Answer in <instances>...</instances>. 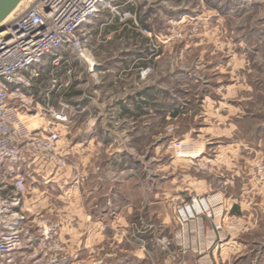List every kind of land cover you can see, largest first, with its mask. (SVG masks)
<instances>
[{
    "label": "rangeland",
    "instance_id": "rangeland-1",
    "mask_svg": "<svg viewBox=\"0 0 264 264\" xmlns=\"http://www.w3.org/2000/svg\"><path fill=\"white\" fill-rule=\"evenodd\" d=\"M33 1L23 0L14 15ZM110 1L127 18L120 21L117 14L103 8L98 24L110 22L111 32L119 24L121 30L128 21L135 28H140L138 22L143 21L147 28H140L133 40L114 41L118 35L110 32L107 36H112V42L106 50L99 48L98 40L87 37L88 52L94 51L91 53L96 54L97 63L113 65L109 61L112 57L123 58L126 52L141 49H157L161 54L135 77L95 72L91 60L92 70L86 61L70 57L75 78H81L72 93L90 94L91 105L78 124L67 130L68 142L74 141L79 128L81 133L90 129L97 132L100 136H93L98 143L109 130L113 142L109 153L118 154L114 172L120 194L117 199L126 197L132 206L130 214L115 216V223L110 216L104 220L113 231L104 230L99 235V260L105 262L107 254L128 247L144 252L152 246L148 251L152 264H202L193 254L201 248V243L193 239L200 235L198 229L192 228L191 220L181 223L177 213L181 200L190 202L200 191L197 185L196 193L189 189L190 179L232 180L248 163L240 184L245 189L244 202L250 207L252 196H259L256 202L264 207V176L260 174L254 181L250 174L252 163L264 162V0ZM115 80L118 82L113 84ZM143 92L147 97L140 98ZM138 102L146 113L141 118L133 109ZM122 106L131 109L130 115L122 114ZM172 109L178 112L175 118L171 117ZM92 122L96 123L91 128ZM179 142L183 145L177 149ZM98 151L96 163L105 169L107 155L102 149ZM65 159L62 172L49 171L72 177L75 159L67 154ZM118 164L126 169L136 165L137 171H126L127 176L122 177ZM106 175L112 178L110 173ZM26 187L28 192L35 188L42 191L41 185ZM140 233L146 240L139 239ZM60 243L62 246L61 238ZM85 255L90 256V252ZM40 259L53 260L55 255Z\"/></svg>",
    "mask_w": 264,
    "mask_h": 264
},
{
    "label": "built area",
    "instance_id": "built-area-1",
    "mask_svg": "<svg viewBox=\"0 0 264 264\" xmlns=\"http://www.w3.org/2000/svg\"><path fill=\"white\" fill-rule=\"evenodd\" d=\"M103 8L120 21L127 18L110 0H34L4 22L0 32V264H22V253L28 249L37 261L55 255L53 264L63 253L59 225L39 214L28 218L26 186L39 168L65 169L58 128L79 111L75 103L62 99L57 108L43 104L33 90H43L46 97L65 95L80 81L70 57L87 60L86 27ZM44 80L47 87L41 88ZM182 145L179 142L176 148ZM250 174L254 181L264 176V162L252 163ZM177 213L181 223L202 214L210 217L204 198L192 199ZM30 229L36 234L34 242Z\"/></svg>",
    "mask_w": 264,
    "mask_h": 264
},
{
    "label": "crops",
    "instance_id": "crops-1",
    "mask_svg": "<svg viewBox=\"0 0 264 264\" xmlns=\"http://www.w3.org/2000/svg\"><path fill=\"white\" fill-rule=\"evenodd\" d=\"M109 25L110 22L98 24L97 17L86 27L87 30H91L92 26H94L92 32L89 33L88 30V37L90 40L92 37L96 41L98 40L101 44L99 46L101 50H106L105 47L112 42V36H107L111 32V29L108 28ZM120 26L121 24L117 25L111 32V35H118L114 41L123 39L121 37L123 26L121 30H118ZM91 52H88V60L94 63L95 72H111L128 74L129 76L133 74L134 77L136 73L144 71L146 66L153 62V58L155 60L161 54L157 49H155V52L141 49L135 52H126L123 58L122 56L119 58L112 57L109 61L112 60L115 64L101 66L97 63L96 54ZM80 81H76L73 84L69 91L70 93L73 90L75 91V85ZM116 82L118 80L112 83L115 84ZM42 85L46 88L47 82L44 80ZM33 93L43 104L48 103L57 108L58 102L62 99L66 102L75 103L79 111L78 114L70 116V123L59 126L61 129L59 130V149L75 159L72 177L69 174L65 176L53 174L49 171V168H39L38 174H34L32 178L27 180L30 186H42V191L35 188L27 193L25 208L29 212L27 213L28 218L31 219L32 214H39L60 226V238L64 252L56 258V264H87L86 259L90 260V264H152L151 257H148V251L152 249V246H147V250H144V252H140L137 249L131 250L128 247L129 249L124 251L120 250L107 254L105 262L101 261V259L99 260V235L104 230L107 232L109 229L113 231L112 225L104 223V220H107L110 216L111 222L115 223V216L130 214L132 206L131 200L126 197L117 199L120 194L115 187L114 172L116 171L115 156L118 154L115 151L109 153V146H113V142L109 137L111 132L109 130H107L108 134L102 132L106 137L103 140H99L100 143H98L94 142L96 136H93V133L97 134V132L90 129L81 133L82 129L79 128L76 129L74 134V141L68 142L69 137L66 135L69 127L76 126L81 116L86 111H89L87 107L91 105L89 101L91 98H88L90 94L87 96L79 92L80 95H77V97L80 100L78 99L77 101L74 100L76 96L66 97V95L59 93H51L46 97L43 90L37 89H34ZM84 96L86 97L84 98ZM139 97H147V92L139 93ZM127 101L134 104L132 99ZM140 106L141 104L138 102L137 106L133 108L138 113L136 114L138 118L146 115ZM121 109L122 114L130 115L131 109L129 107L122 106ZM95 123L92 122L90 127L95 126ZM80 126H83V123ZM97 135L98 137L100 136L99 134ZM99 149H102L103 151L101 152L107 155L105 169L96 163ZM218 163L225 166L220 160ZM247 164L245 163L244 166H241L238 176L232 180L223 181L219 178H203L198 181H195V179L189 180L191 182L188 186L189 189L195 192V186L197 185L198 190H200L197 193L195 192V198H204L210 211V217L202 214L190 221L193 225L192 228L195 229L197 227L200 234L198 237H193V239L196 238L201 243V248H199L198 252H193V254L194 257L197 255L201 258L202 264H264V207L262 204H257L256 201H258L259 196L255 195L250 199L254 203L250 207L247 206L244 202L246 200L243 192L245 189H243V184L240 185L242 183V174H244ZM117 169L121 170L120 175L123 174L122 177H126V171H137V166H130L126 169L121 164H118ZM103 170H105L106 174L110 173L112 178H109L105 173L104 175L106 176H104ZM140 181L138 182L141 183ZM140 198L141 195L139 201H141ZM176 198L180 199V196ZM191 202L181 200L178 206L182 207L183 205L191 204ZM143 205L145 210L146 195L143 196ZM29 234L31 235V241L34 242L36 238L34 229H30ZM139 239L146 240L145 236H141V233ZM155 245L153 246L154 249L157 247ZM87 251L90 252V256L85 257V252ZM22 255L24 256L22 264H53L51 260L37 261L32 258L29 249L25 250Z\"/></svg>",
    "mask_w": 264,
    "mask_h": 264
},
{
    "label": "water",
    "instance_id": "water-1",
    "mask_svg": "<svg viewBox=\"0 0 264 264\" xmlns=\"http://www.w3.org/2000/svg\"><path fill=\"white\" fill-rule=\"evenodd\" d=\"M22 1L23 0H0V32L4 30V22L16 10ZM86 63L90 66V70H92L93 63L88 59L86 60Z\"/></svg>",
    "mask_w": 264,
    "mask_h": 264
},
{
    "label": "trees",
    "instance_id": "trees-1",
    "mask_svg": "<svg viewBox=\"0 0 264 264\" xmlns=\"http://www.w3.org/2000/svg\"><path fill=\"white\" fill-rule=\"evenodd\" d=\"M138 26L144 29L147 28V26L144 24L143 21H139ZM140 28L138 27L135 28L134 26H132V23L128 21L126 25H124L122 28L121 37L133 40L134 38H137L139 36V33H136V32L139 31ZM65 95L66 97H70V96L80 95V93L79 92H75V93L69 92L68 94H65ZM176 115H178V112L174 110V112L171 113V117H176Z\"/></svg>",
    "mask_w": 264,
    "mask_h": 264
},
{
    "label": "bare ground",
    "instance_id": "bare-ground-1",
    "mask_svg": "<svg viewBox=\"0 0 264 264\" xmlns=\"http://www.w3.org/2000/svg\"><path fill=\"white\" fill-rule=\"evenodd\" d=\"M17 8H18V7H17ZM17 8H16V9H17ZM15 11H16V10H15ZM15 11H14V12H15ZM14 12H13L8 18H11L12 16H14Z\"/></svg>",
    "mask_w": 264,
    "mask_h": 264
}]
</instances>
